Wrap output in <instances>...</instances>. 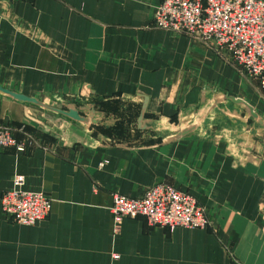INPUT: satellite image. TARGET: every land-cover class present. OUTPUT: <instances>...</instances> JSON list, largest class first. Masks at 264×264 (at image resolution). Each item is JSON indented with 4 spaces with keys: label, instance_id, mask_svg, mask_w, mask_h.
Instances as JSON below:
<instances>
[{
    "label": "crops",
    "instance_id": "0c3cea01",
    "mask_svg": "<svg viewBox=\"0 0 264 264\" xmlns=\"http://www.w3.org/2000/svg\"><path fill=\"white\" fill-rule=\"evenodd\" d=\"M156 1L0 0V86L96 110L105 98L142 102L153 128L103 135L0 92V126L36 141L0 150V193L21 175V188L50 198L33 224L0 210V264H264V132L225 97L264 122V96L211 43L152 26ZM160 181L192 194L208 225L125 215L112 229L111 193Z\"/></svg>",
    "mask_w": 264,
    "mask_h": 264
},
{
    "label": "built area",
    "instance_id": "2783aa9c",
    "mask_svg": "<svg viewBox=\"0 0 264 264\" xmlns=\"http://www.w3.org/2000/svg\"><path fill=\"white\" fill-rule=\"evenodd\" d=\"M150 23L154 27L185 33L227 54L231 62L256 83L264 96V0H157ZM26 131L16 137L0 126V150L23 151L35 143ZM21 175L0 193L2 214L19 224H33L48 212L50 198L41 190L21 188ZM112 229L122 216H142L149 225L205 227L208 216L188 191L160 181L137 196L111 193L108 206ZM116 258V255H112Z\"/></svg>",
    "mask_w": 264,
    "mask_h": 264
},
{
    "label": "rangeland",
    "instance_id": "374dc122",
    "mask_svg": "<svg viewBox=\"0 0 264 264\" xmlns=\"http://www.w3.org/2000/svg\"><path fill=\"white\" fill-rule=\"evenodd\" d=\"M47 104H50L49 102H45ZM59 103V102H58ZM90 104L93 108L92 117L97 120L96 123L91 124L89 127H93V129H96L99 134L104 133L112 130V132H118L119 134L125 133L128 131H137L142 129H153L151 128L150 123H143L142 117H138L137 112H139L141 106L143 105L141 102L140 108L137 105V102L131 101L128 99H123L120 97L116 98H105L103 100H95V104L98 105V110L95 109L93 103L87 102ZM65 104H68L66 102H60L57 105L50 104L52 106L58 107L60 109H65ZM56 113V112H55ZM87 113V112H86ZM85 111H83V114H86ZM90 112L88 111V114ZM46 116H49L51 114L44 113ZM177 126L176 124H173V127L178 129L182 127L185 124ZM26 132H29L32 136H34V133L32 130H26ZM122 135V134H121Z\"/></svg>",
    "mask_w": 264,
    "mask_h": 264
},
{
    "label": "water",
    "instance_id": "95a60500",
    "mask_svg": "<svg viewBox=\"0 0 264 264\" xmlns=\"http://www.w3.org/2000/svg\"><path fill=\"white\" fill-rule=\"evenodd\" d=\"M0 92L5 94V95H7V96L12 97V98L23 100V101H27V102L33 103V104H35L37 106H40V107H42V108H44L46 110H50V111L62 114V115L66 116V117H68V118H70L72 120H75V121H78L80 123H83L86 126H90L91 124H94V123L97 122V120L95 118H93L92 115H91L92 112H93V108H92V106L90 104H85L83 106H78V105H75L73 103H68V104H65V106H64L65 109H60L58 107L52 106L50 104H47V103L43 102L42 100L36 99L34 97L26 96L24 94H20V93L11 91V90H8V89H6V88H4L2 86H0ZM225 97L227 99L233 101V102L241 104L243 106V109H244L245 113L248 116H251L259 125H261V127L263 129V132H264V122L262 121L260 116L255 111H253V109L251 108V106L249 104H247L242 99L234 97V96H231V95H227ZM83 109L88 110L90 113L89 114L88 113L83 114ZM142 110H143V105L140 108V112L138 114V117H142ZM198 121L199 120H196V121H194V122H192L190 124H185L182 127L178 128V129H175L174 134L172 136H169L167 138V140H171V139L177 138V137L183 135L184 133H186L187 131L193 130L194 128L197 127Z\"/></svg>",
    "mask_w": 264,
    "mask_h": 264
},
{
    "label": "trees",
    "instance_id": "16d2710c",
    "mask_svg": "<svg viewBox=\"0 0 264 264\" xmlns=\"http://www.w3.org/2000/svg\"><path fill=\"white\" fill-rule=\"evenodd\" d=\"M110 132H112V130H110V131H108V132H106V133H110Z\"/></svg>",
    "mask_w": 264,
    "mask_h": 264
}]
</instances>
